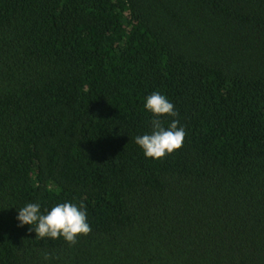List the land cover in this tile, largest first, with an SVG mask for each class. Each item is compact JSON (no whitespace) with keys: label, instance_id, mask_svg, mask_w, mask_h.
<instances>
[{"label":"trees","instance_id":"16d2710c","mask_svg":"<svg viewBox=\"0 0 264 264\" xmlns=\"http://www.w3.org/2000/svg\"><path fill=\"white\" fill-rule=\"evenodd\" d=\"M0 264H264V0H0Z\"/></svg>","mask_w":264,"mask_h":264}]
</instances>
